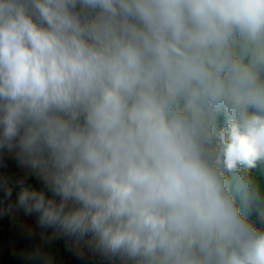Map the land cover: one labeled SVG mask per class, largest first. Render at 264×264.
Returning <instances> with one entry per match:
<instances>
[{
	"label": "clouds",
	"instance_id": "9594fccd",
	"mask_svg": "<svg viewBox=\"0 0 264 264\" xmlns=\"http://www.w3.org/2000/svg\"><path fill=\"white\" fill-rule=\"evenodd\" d=\"M0 148L50 178L59 202L18 194L41 226L134 264H264L237 202L264 224V0H0Z\"/></svg>",
	"mask_w": 264,
	"mask_h": 264
},
{
	"label": "crops",
	"instance_id": "0c3cea01",
	"mask_svg": "<svg viewBox=\"0 0 264 264\" xmlns=\"http://www.w3.org/2000/svg\"><path fill=\"white\" fill-rule=\"evenodd\" d=\"M24 187L59 202L45 173L33 168L18 149L0 148V263L98 264L92 257L89 234L81 237L41 226L37 213L25 212L18 204Z\"/></svg>",
	"mask_w": 264,
	"mask_h": 264
},
{
	"label": "trees",
	"instance_id": "16d2710c",
	"mask_svg": "<svg viewBox=\"0 0 264 264\" xmlns=\"http://www.w3.org/2000/svg\"><path fill=\"white\" fill-rule=\"evenodd\" d=\"M223 117H220V122L222 123ZM227 175V174H226ZM247 179L251 181L255 186L258 187L262 199H264V165H258L254 170H251L247 174ZM238 205L241 209L242 214H245L248 220L253 223L258 229H260L259 219L257 215V210L255 205H245L238 198Z\"/></svg>",
	"mask_w": 264,
	"mask_h": 264
},
{
	"label": "built area",
	"instance_id": "2783aa9c",
	"mask_svg": "<svg viewBox=\"0 0 264 264\" xmlns=\"http://www.w3.org/2000/svg\"><path fill=\"white\" fill-rule=\"evenodd\" d=\"M90 242H91V251L93 260L98 264H134L133 261L128 260L126 257H121L119 255L112 256L105 254L101 249L97 247V242L93 239L91 234ZM7 264V263H0Z\"/></svg>",
	"mask_w": 264,
	"mask_h": 264
},
{
	"label": "rangeland",
	"instance_id": "374dc122",
	"mask_svg": "<svg viewBox=\"0 0 264 264\" xmlns=\"http://www.w3.org/2000/svg\"><path fill=\"white\" fill-rule=\"evenodd\" d=\"M249 172H250V171H249ZM249 172H248V173H249ZM248 173H247V174H248ZM257 215H258V219H259L260 229H261V230H264V224L261 223V221H260V217H259V213H258V212H257Z\"/></svg>",
	"mask_w": 264,
	"mask_h": 264
}]
</instances>
